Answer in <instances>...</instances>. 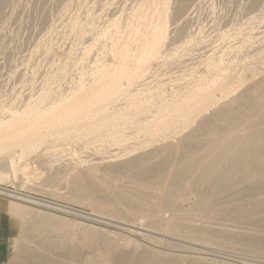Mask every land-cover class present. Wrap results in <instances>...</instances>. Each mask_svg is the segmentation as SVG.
Returning a JSON list of instances; mask_svg holds the SVG:
<instances>
[{
    "label": "rangeland",
    "instance_id": "374dc122",
    "mask_svg": "<svg viewBox=\"0 0 264 264\" xmlns=\"http://www.w3.org/2000/svg\"><path fill=\"white\" fill-rule=\"evenodd\" d=\"M244 1L246 0H208V3L204 4L199 9L200 11L195 15L196 18L189 21L190 23L188 22L186 24L188 27L183 34H187L189 30L196 34L194 35L195 37H192L193 40L188 44L189 48L193 49L192 56L189 58L190 60H184L180 65L174 66L173 64H167L166 66L162 67V72L160 73L159 77L163 78V81L166 83L168 82L166 85L167 90H169V87L172 86L174 88L177 86L182 87L186 81L185 76L187 73H193L195 77H203L204 74H207L206 79L209 78V81L215 79L213 78V72L207 73L206 71H203L202 68H200L199 60L203 58L202 56H204V53L208 55L210 54L209 57L211 56L210 59L212 60H220L222 58L220 60H223L220 70L224 76V79L226 80L238 79L240 74L244 73L246 69H249L247 72H254L252 73L253 76L250 79L247 77L246 79H242L240 82H237L236 89L234 90L235 93L233 91V93L227 92L228 95L224 94V96L226 95L225 98L223 96L217 97V99L219 98L218 100L220 103L230 100L233 98V96L238 94L239 91L245 89L251 79L256 80L262 76L264 77V72H262L264 71V54H255L256 48L260 46V41L257 39V32L258 30L264 29V17L259 14L256 15L257 17L255 16L253 20L249 19L248 17L254 16L258 10L255 9L254 11H251L245 8L243 6ZM133 2L134 1L132 0H5V2L2 3L0 0V112L7 111L8 108L12 107L21 108V102L24 97L26 95H30L29 93L36 92L39 86L38 84L41 82L40 78L46 76L48 72L50 73V71L51 73H54V71L57 69L56 67L63 64L65 61H68V71L66 70L68 75L65 76V78L56 80V84L53 83L56 90L60 91L59 89H62L63 91H67L70 89V87L73 86L74 78L76 80L77 77H80V73L83 74V79L87 81L89 79V63L87 62V57L83 55L84 51L82 50L81 46L83 44L81 43L82 39L79 41V37L76 38L79 35L78 30L83 31L84 29L83 32L85 35L90 34V32V35H93L94 32L103 30L104 22L111 16V11L117 12L116 15L118 20L122 22V18H124L122 8L126 10V8ZM88 3L90 4V7L91 5L93 7H101V15H91V13L86 9V7H88L87 5H89ZM261 4L263 8L262 10L264 12V0L261 2ZM63 14L66 15L63 17ZM211 19L213 20V23L211 22ZM242 20L244 24L241 22ZM93 21L94 23H92ZM168 24L170 27L173 26L170 24V21ZM80 25H85V27L83 28V26L81 27ZM87 25L95 30L86 27ZM228 27L231 28L225 31V29ZM107 28L108 29H105L106 31H104L105 33H102V35L105 34L102 36L103 39L100 34L98 39L99 41L95 40V47L94 45L92 46L93 50H91V54L96 53L103 56L108 52V49L110 48L109 45L114 43L112 40L115 39L114 37L116 35V29L114 26L111 27L110 25H107ZM86 31L87 33H85ZM182 37L183 36L179 38L177 33H175L172 38L170 37L172 42L170 47L173 48L183 42ZM106 38H109L110 41L108 39L106 40ZM78 44H80L81 47L77 46ZM69 50L72 54H70ZM242 67L245 68L242 69ZM251 69H253V71ZM37 71H39V73ZM154 90L155 88L153 87L150 90L144 91L142 94L143 98L144 96H147L149 100H151L150 102L159 101L158 97H156L157 94L154 93ZM53 92L49 93L50 96L47 95V98L45 99L46 101L47 99L51 100ZM122 102H124V100H122ZM253 103L254 99L252 96L243 95L242 99L235 103L233 113L234 118H224V114L222 112L221 114L219 112L220 110H218L213 120L209 119L201 122L199 125V130L193 133L195 136L191 137V141L193 143L184 148V153L173 152L170 155L156 154V156L149 155V157L145 156L144 158L138 160L133 159L134 156L140 155L142 152H145V150L148 151L147 149L150 150L152 147L157 145V143L160 144V141L144 144L143 146L141 142L148 136L146 134L150 133V130L144 129L139 131L135 129L134 115L131 113H125L121 119L114 122L115 125L112 127L115 130H120L121 134L130 137L127 140V145L132 153L126 155H123L122 147L112 146L109 150L110 146L107 144L106 139L103 136L109 126L96 128L95 131H92L88 134H83L82 137L84 138L85 143H82V145L76 143L75 140L63 139L61 135L67 134L71 129H67L64 131L65 133L57 135V140L54 139L55 136H53V138L51 137L53 139L52 141L50 140L51 143L49 140H47L48 143H45L47 145L41 144L38 146V150H36V153L32 155L34 157L37 156L36 159L32 157L33 162L30 160L25 161L28 163L32 162L31 165L29 164V167L32 170L31 175L34 177L33 185H30L31 182H29L30 184L28 182L22 183L20 177L15 179V177H12L11 174H9L7 179L0 178V187L5 192L0 193L1 198L9 202H13L16 204V206H26V208L28 207L29 210L33 209L34 211H38V214H36V212H34V214L28 212L27 216L30 214L35 216L31 218L30 222V215L27 217L29 222L23 223L18 217L15 218L8 213H4L0 207V222L6 225L12 222V237L11 239L7 240V253L2 264L9 263V257L12 254V250L15 246H17V248L20 246L25 254V257L21 259L19 258L16 264H33L36 261V258L29 255L35 252V250H32L34 249L32 247L34 245L39 250V252H42L45 255L47 254L50 256V258H54L56 254H74L76 256H82L85 253L87 255H93L100 254L101 252L104 254V256H109V254H111L115 249L114 247L119 245L118 243H122L127 239H130L133 242L135 241V243L138 245L144 243V240L149 241L152 244V247L154 246V250L158 253L160 251L165 253H175L173 252V248L176 249L177 244H179L178 247L187 246V249L193 248L202 251L201 257H203V260H192L188 263L184 261V264H222V260L220 259L230 261L232 263L234 262L236 264H248V262L249 264H264V239L257 240L255 238H244L239 235L228 237L212 230H207L204 232L202 231L203 233L194 232V236L196 238L185 239L182 237H176L171 238V240L169 237H164L162 233L166 231L163 224L161 225L157 223L158 221L155 219L157 218L156 211L157 209H160V212L163 211L162 213L165 216H168L170 213L174 212L175 208L169 205V203H166V201L161 203L157 202V198L152 193V191L156 192L157 189L164 186V191L167 193V197H169H165L164 199L167 198L168 201L178 192H185L183 191L185 187H183V184L181 183L183 179L179 178V176H175L176 178L171 177V180L169 178L168 181L165 180V176L168 173V169L171 167V164L180 158L184 160L190 159V154L192 152H197L202 149V144L198 142L201 137H209L215 132L219 133L217 135H222L224 130L228 127V121L238 120L239 116H237V114L239 111L246 112L248 109H252L251 106ZM5 107H7L6 110L1 111L3 108L5 109ZM195 125L196 123L186 127L183 133L191 131L194 128L196 129ZM46 146H48V148ZM42 149H49L46 150L49 153L47 154L43 150L46 153V155L43 156L40 154L42 153ZM96 151H99V153ZM111 151L117 152L121 160L116 161L120 162L119 164H114L105 168L102 167L97 171L99 179L106 184V188L108 189L105 190V192L95 189L94 183L91 184V181L87 179L85 175L78 174V176L75 178V186H73L71 183L72 179L67 180L66 176H64V174L66 175V172L62 171V167L64 165L70 167L69 171H72V169H76L74 167L77 165V163H82V161L83 163L85 161V163H88L90 162V159H92L97 153L107 155L109 154L108 152ZM38 153L40 154L39 157ZM40 157L42 158L40 159ZM124 162L126 163L121 164ZM263 162L256 167V170L264 172ZM61 165L62 167H60ZM122 165L127 166L122 168L120 167ZM2 172H4L3 169ZM254 173H240L230 182V189L225 188L226 186L224 187L223 182L217 180L216 177L213 180H209L210 183L208 182V186H210L207 188H204L199 182V184H197V190H195L197 186H192L193 189H191V192L189 193L190 201L193 200L194 197L196 199L198 197L200 198L201 196L205 197L206 194L208 196L211 193L210 189H220V198L209 199V197H206L205 199L203 197V199H205L203 201L206 203L201 204L199 207L196 206L195 209L192 210L193 213L191 212L190 216H193L192 218H195L196 222L198 223L205 220L204 222H210L215 227H225L227 229L231 228L233 230L242 231L245 233H257L258 235L264 234V203L260 201L261 196L264 198V178L254 179ZM242 177L244 179H249L244 180ZM36 183H39V186L43 187V189H46L49 192L36 189L34 187L35 185L38 186ZM199 185L201 186L199 187ZM77 188L87 190L90 194H92L93 198L89 197L90 199H85L84 197V199L81 200L80 195L82 194L78 192L79 190H77ZM142 189L149 190V197L142 201L143 204L141 203L140 205L145 209L143 212H139L138 207L140 206H138L139 204L135 203V196H139V190ZM54 190L59 192L58 194L62 195L53 193ZM119 194H121V196ZM58 206H65L66 208L72 207V211L69 209L68 212H65ZM110 207H112V209ZM146 209L149 211L146 212ZM29 210L26 209V211ZM121 210H123L122 213ZM124 210L129 211L128 214ZM80 211L82 213L85 212L86 214H81L79 213ZM115 211L116 213H114ZM153 211H155V213ZM44 212H47V214H44ZM175 212L181 214L183 213V210L182 208H179V210L175 209ZM117 213H119V215H117ZM125 213L126 215H123ZM135 214L138 215L136 216ZM69 223L70 226H67ZM74 224H78V227L73 226ZM82 226L84 229H82ZM114 234L116 236H114ZM122 234L123 237L121 236ZM118 237L121 239H118ZM116 239L118 240L116 241ZM30 240L35 242H29ZM119 240L122 241L120 242ZM111 245L112 247H110ZM113 245L115 246L113 247ZM27 246H29L31 250L27 248ZM129 247L131 246L129 245ZM235 247L236 249H233ZM206 260L209 261V263ZM180 263L182 264L183 261L174 262V264Z\"/></svg>",
    "mask_w": 264,
    "mask_h": 264
},
{
    "label": "bare ground",
    "instance_id": "6f19581e",
    "mask_svg": "<svg viewBox=\"0 0 264 264\" xmlns=\"http://www.w3.org/2000/svg\"><path fill=\"white\" fill-rule=\"evenodd\" d=\"M1 1L2 3L5 2V0H1ZM132 1L134 2L130 4V6H128L126 10L122 8L124 15V18H122L123 20L121 19L122 22L118 20V17L116 15L117 12L111 11L110 15L113 17L110 16L109 18H107V20L104 22L103 30H100L99 32H94L93 35H90L91 32L88 35L84 34L83 28L85 27V25H82L83 31L78 30L79 35L76 38L79 37L78 38L79 41L82 39L81 43L83 44L81 46H82V50L84 51L83 55L87 57V62L89 63V71L87 70L89 72L88 73L89 79L87 81L83 79L82 76L83 74L80 73V77H77L76 80L74 78L73 86L72 87L69 86L70 89H68L67 91H63L62 89L57 88L60 91L56 90L53 83H55L56 80L65 78V76L68 75L66 72L68 67V61H65L63 64L56 67L57 69L54 71V73H51L50 71V73L48 72L49 74L47 73L46 76L40 78L41 82L40 84H38L39 86L36 92L29 93L30 95H26L24 97V99L21 102L22 103L21 108H14L11 106L12 108H8L7 111L0 112V168H2L4 171L2 172V169H0L1 170L0 178L7 179L9 177V174H11L12 177H15V179L20 177L22 183L31 182V184L30 183L29 184L33 185L34 177H32L31 175L32 170L30 169L29 164L31 165V163L33 162L32 159L33 158L36 159L37 156L34 157L32 155L36 153L35 151L38 150L39 148L38 146H40L41 144H45L47 140H49V142L51 143V141L53 140L52 139L53 136H55L54 139L57 140L58 137L56 136L60 135L61 133H65L64 131H66L67 129H71V130L67 134L61 135L63 139L75 140L76 143L82 145V143H85L84 138L82 137L83 134H88L92 131H95L96 128L109 126L106 129L105 134L103 135L104 138L106 139L107 144L110 146L109 150L111 149L112 146L122 147L123 155L132 153L127 145V140L130 137L121 134L120 130H115L112 128L115 125L114 122L121 119L125 115V113H131L134 115L135 129L139 131L144 129L150 130V133L146 134L148 136L141 142L143 146L144 144L160 141V144L157 143V145L152 147L150 150L149 149H147L148 151L145 150V152H142L140 155L134 156L133 159L138 160L144 158L145 156L149 157V155L156 156V154L170 155L173 152L184 153V148L193 143L191 141V137L195 136L193 135V133L199 130V125L201 122L209 119L213 120L218 110H220L219 111L220 113L222 112L224 114L223 115L224 118L227 119L228 117L234 118L233 113H234L235 103L238 102L240 99H242L243 95L244 96L250 95L254 99V103L251 106L252 109H248L246 112L239 111V113L237 114V116H239L238 117L239 119L235 121L233 120L228 121V125L226 124L228 127L227 129L224 130L222 135H217L219 133L215 132L213 135L209 137L208 136L201 137L198 142L202 144L201 146L202 149H200L197 152L195 151L192 152L190 154V159L184 160L180 158L171 164V167L168 169V173L165 176V180L168 181L169 178L171 180V177L176 178L175 176H179V178L183 179L181 183L185 188L184 190L183 189L182 190L185 192L182 191L178 192L177 194L174 195V197L171 196L172 198L169 199L168 201L167 198L169 197H167V193L164 191L163 188L164 186L163 187L161 186L162 188L157 189L156 192L152 191V193L157 198L156 199L157 202L161 203L163 201H166V203H169V205L173 206L176 210H179V208H182L183 210V213L179 214L176 213L174 209V212L171 211L172 213H170V215L165 216L162 213L163 211L160 212V209H157L156 211L157 218L155 219L158 221L157 222L158 224L161 225L163 224L166 231L162 233L164 237H169L170 239L176 237H182L185 239L196 238L194 236V232H202V231L204 232L207 230H212V231H217L218 233H221V235H225L228 237L239 235L244 238L246 237L255 238L257 240L264 239V234L258 235L257 233H249V232L245 233L242 231L233 230L231 228L227 229L225 227H215L210 222H204L205 220L198 223L196 222L195 218H192L193 216H190L192 210H194L196 206L199 207L201 206V204L206 203L205 201H203L206 199V197H209V199L220 198L219 195L220 189H215V188H214L215 190L210 189L211 193L208 196L207 194L205 197L203 196L205 199H203L202 196L200 197L201 199L199 197L195 199L194 196H193L194 197L193 200L190 201L189 199L190 198L189 193L191 192V189H193L192 186H197V184L200 183L204 188H207L210 186V185L208 186L209 180H213L215 177L217 178V180L223 182L224 187L226 186L225 188H229V186L231 188V185H229L230 182L240 173L243 174V172H245L246 174L255 172L253 175L254 179L264 178V172L260 170H256V167L259 166L264 161V77L261 75L262 76L261 78H258L256 80L251 79V81H249L248 86L245 89L239 91V93L233 96V98H231L230 100L220 103L218 100L219 98L217 99V97L223 96L225 98L226 95L224 96V94H227V92L233 93L234 90L236 89L237 82H240L242 79H246L247 77L248 79H250L253 76L252 73L254 72H247V70L249 69H246L245 72L242 71L244 73H241L238 79L226 80L224 79V76L220 70L223 61L220 60L222 58L220 60H214V59L212 60L210 59L211 56L209 57L210 54L208 55L204 53V56H202L203 58L199 60L200 68H202V70L206 71L207 73L213 72L214 73L213 78L215 79L209 81V78L206 79L207 74H204L203 77L202 76L195 77L193 73H187L185 76L186 81L182 87L177 86L174 88L172 86L169 87V90H167L166 85L168 84V82L166 83L165 81H163L164 80L163 78L159 77L160 73L162 72L161 69L167 64L168 65L173 64L174 66L180 65L184 60H188L189 58H191L193 49H190L188 44L193 40L192 37L196 34L190 30L187 32V34H183V33L188 27L186 24L189 21L196 18L195 15L200 11L199 9L204 4L208 3V0H132ZM262 1L263 0L244 1L243 6L245 8L251 11H254L255 9L258 10V12L254 14V16L248 17L249 19L253 20V18L259 14H261L264 17V12L262 10L263 8L261 4ZM87 6L88 7H86V9L91 13V15L92 14H96L99 16L101 15L100 13L101 7H93L92 5L90 7V4ZM65 15L63 14V17ZM169 21L170 24L173 25L172 27H170V25L168 24ZM211 22L213 23V20ZM241 22H243V20ZM92 23H94V21ZM107 25L108 26L110 25L111 27L114 26L116 29V35L114 37L115 39L112 40L114 41V43H112V45H109L110 48L108 49V52L103 56L96 53L91 54V50H93L92 46L96 42L95 40L99 39L100 34L101 37L105 35V34L102 35V33H105L104 32L106 31L105 29H108ZM86 27L95 30L91 28L89 25H87ZM230 28L231 27H228L227 29H225V31ZM87 31L85 33H87ZM175 33L178 34L179 38L183 36L182 37L183 42L172 48L170 47V45L172 44L170 37L172 38V36ZM257 34H258L257 39L260 41V46L256 48L255 54H264V29L258 30ZM107 39L109 40V38H106V40ZM77 46H80V44H78ZM70 54L72 53L70 52ZM244 68L242 67V69ZM251 70L253 71V69ZM37 72L39 73V71ZM153 87L155 88L154 93L157 94L156 97H158L159 101L150 102L151 100H149L147 96H144L143 98L142 94L144 91L150 90ZM51 92H53V95L51 94L52 95L51 100L47 99L46 101L45 99L47 98V95H49V93ZM122 100H124V102H122ZM6 108L7 107H5V109L3 108L1 111L6 110ZM194 123H196L195 125L196 129L194 128L191 131L183 133L186 127H189ZM46 147L48 148V146ZM43 150L44 149H42L41 150L42 153H40L43 156H45L46 153L47 154L49 153L46 150H44L46 152L45 153ZM96 152L99 153V151ZM98 153L95 156L93 155L94 157L90 159V162L88 163H85L86 161L84 163L83 161L82 163L79 164L77 163L75 167L73 166L76 169H72V171L71 170L69 171L70 167L68 166L65 165L63 167L62 165L60 166L63 168L62 171L66 172V175L64 174V176H66V179L67 180L72 179L71 183L73 186H75L74 185V183L76 182L75 178L78 176V174H81V175H85L87 179L91 181V184L94 183L95 189L97 190L99 189V191H104V192L105 190H108L106 188V184L99 179V175L97 171L99 170V168L102 167L105 168L108 166H112L114 164H119L120 162H116V161H120L121 158L119 157L117 152H113V151L108 152L109 154L107 155L106 154L103 155L101 153L98 154ZM40 154L38 155V157L40 156ZM41 158L42 157H40V159ZM26 160H30L32 162L31 163L25 162ZM125 163L126 162L121 164H125ZM126 166L127 165H122L120 167L124 168ZM245 179H249V178H245ZM39 183H36L38 184V186L36 185L34 186L36 189L49 192L48 190L43 189V187L39 186ZM200 186L201 185H199V187ZM197 188L198 186L196 187L195 190H197ZM77 190H79L78 192L82 194L80 195L81 200L84 199V197L85 199L89 197L93 198L92 194H90L87 190L78 189V188ZM139 191H140L139 196H135V200H136L135 203L139 204L138 206H140V207L137 206L139 208L138 211L143 212L145 208H142L140 204L141 203L143 204L142 201L146 200L147 197H149V190L142 189ZM0 193H5L1 187H0ZM53 193H57V195H62V194H58L59 192H56L55 190ZM119 195L121 196V194ZM165 197L167 198L164 199ZM260 201L264 203V198L262 196L260 197ZM0 207L1 210L4 211V213H8L14 216L15 218L18 217L20 221L23 223L29 222L27 217H29L30 215H31L30 222H31V218L35 216V215L32 216V214L27 216L28 212L33 214L34 212H36V214H38V211H34L33 209L29 210V208L28 207L26 208V206H16V204H14L13 202H9L1 197H0ZM58 207L65 212H68L69 209L70 210L72 209V207L71 208L70 207L66 208L65 206H58ZM112 207L110 208L112 209ZM26 209H28L29 211H26ZM122 211L123 210H121V213ZM147 211L149 210L146 209V212ZM125 212L128 214L129 211L126 210ZM153 212L155 213V211ZM79 213L86 214L85 212L82 213L81 211ZM114 213H116V211ZM126 213L123 215H126ZM39 214L41 215L40 212ZM44 214H47V212L46 213L44 212ZM117 215H119V213H117ZM77 225L74 224L73 226L78 227ZM67 226H70V223L69 225L67 224ZM82 229H84V227ZM114 236L116 235L114 234ZM121 236L123 237V234ZM118 239L121 238L118 237ZM118 239H116V241ZM123 239H127V238H123ZM119 241L121 242L122 240ZM29 242H35V241L30 240ZM118 244L119 245L117 246L113 245V247L115 246L114 247L115 249L114 250L112 249L113 251L111 254H109V256H104L102 252L100 254H93V255L92 254L87 255L85 253L82 256L80 254H79L80 256H76L74 254L67 253L68 255L56 254L54 258H50V256H48L47 254L45 255L42 252H39V250L35 247V245L32 246L34 248L32 250H35V252L32 253L33 255L30 254L29 256H33L36 258L35 259L36 261L34 263L32 262L33 264H140V263L174 264L175 261L176 262L183 261L182 264H184V261L188 263L192 260L193 261L203 260L202 259L203 257H201L202 256L201 250L193 249V248L187 249V246L178 247L179 244H177L176 249L173 248V252L175 253L172 252L165 253L161 251L158 253L154 250V246L152 247V244L146 240H144V243L139 245L135 243V241L133 242L130 239L124 240L122 243H118ZM129 245L132 248L129 247ZM110 247H112V245ZM27 248H29V246H27ZM180 248H184V249H180ZM29 249L31 250V248ZM233 249H236V247ZM22 250L23 249H21L20 246L19 248L15 246L14 249L12 250V254L9 257L8 264H16L19 258L21 259L25 257V254ZM176 251H178L180 254ZM220 260H222L221 261L222 264L223 263L236 264L234 262L232 263L230 261H226L223 259ZM207 262L209 263V261Z\"/></svg>",
    "mask_w": 264,
    "mask_h": 264
},
{
    "label": "crops",
    "instance_id": "0c3cea01",
    "mask_svg": "<svg viewBox=\"0 0 264 264\" xmlns=\"http://www.w3.org/2000/svg\"><path fill=\"white\" fill-rule=\"evenodd\" d=\"M12 235V222L7 225L0 222V264L6 256V243L7 240L11 239Z\"/></svg>",
    "mask_w": 264,
    "mask_h": 264
}]
</instances>
